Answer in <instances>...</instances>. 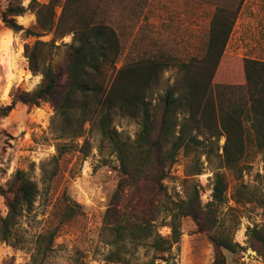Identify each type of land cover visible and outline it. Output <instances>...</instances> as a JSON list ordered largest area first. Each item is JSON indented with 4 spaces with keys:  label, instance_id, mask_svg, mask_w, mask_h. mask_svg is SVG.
<instances>
[{
    "label": "trees",
    "instance_id": "1",
    "mask_svg": "<svg viewBox=\"0 0 264 264\" xmlns=\"http://www.w3.org/2000/svg\"><path fill=\"white\" fill-rule=\"evenodd\" d=\"M190 1L203 5L205 29L200 38L189 32L183 52L160 41L153 30L152 0H30L26 7L9 0L0 9L7 28L35 38L24 44V55L29 70L40 75L33 89L11 93L10 103L0 106V118L18 103L51 105L50 130L57 142L50 159L54 168L48 174L42 166L46 179L57 175L59 159L82 136L85 122L99 134V152L114 154L118 162L121 178L103 216L102 241L109 245L103 259L108 264H134L131 256L141 248L150 254L145 264H171L184 217L191 218L210 242V264H226L224 251L244 248L233 238L239 218L231 212L229 222L220 217L227 188L220 170L228 169L238 179L244 162L255 154L264 161V60L244 56L242 83H215L245 0ZM27 10L35 21L24 27L17 16ZM48 34L49 40L40 39ZM66 35L71 42L56 43ZM170 68L176 70L174 81L164 84V72ZM161 86L162 93L152 102L149 92ZM114 116L138 122L134 139L117 131ZM180 152L191 157L185 179L201 173L200 154L215 163L211 199L204 204L197 183L189 180L177 199L163 183ZM38 191L22 169L0 186L7 207L0 216L1 242L18 245L15 227L31 211ZM256 203L263 222L247 227L246 237L248 247L264 259V199ZM56 205L58 221L35 237L31 264L44 263L59 227L80 214L79 204L69 196L63 195ZM159 218L170 229L166 236L158 232Z\"/></svg>",
    "mask_w": 264,
    "mask_h": 264
},
{
    "label": "rangeland",
    "instance_id": "2",
    "mask_svg": "<svg viewBox=\"0 0 264 264\" xmlns=\"http://www.w3.org/2000/svg\"><path fill=\"white\" fill-rule=\"evenodd\" d=\"M8 1L0 0V9ZM19 1L26 7L30 0L27 3L25 0ZM149 16L159 40L175 44L179 52L187 50L184 47L187 46L190 31L200 38L205 29L203 5L190 0H152ZM17 21L29 27L34 23L35 15L27 10L17 16ZM40 39L49 40L50 35L41 36ZM34 40V37L26 38L22 32H13L0 19V106L10 103L14 90L29 91L39 83L40 75L29 70L24 55V44ZM61 41L71 42V35L64 36L56 43ZM244 56L264 60V0H245L215 72L214 82L242 83L241 64ZM175 73L174 68L166 70L164 84H172ZM8 85L10 89L5 94ZM164 86L149 92L148 98L153 102ZM52 114L53 109L46 102L38 106L18 103L0 118V186H5L16 169H22L35 180L39 189L31 211L25 213L15 227L18 245L14 247L0 241V264H31L33 241L47 226L53 227L57 223L59 209L56 203L63 195L79 204L80 214L59 227L53 250L43 264H108L103 259L109 249V245L102 241L103 216L113 202V193L121 178L118 162L114 154L106 150L99 152V134L85 122L82 136L76 138L59 159L57 175L47 180L42 166L48 174L54 168L50 159L56 154L57 142L50 130ZM112 125L131 140L139 128L137 121L120 116H114ZM223 141L220 138L219 144ZM190 159L180 152L163 183L168 193L176 199L183 197L190 181L197 183L200 201L204 204L211 199L215 163H209L200 154L201 173L185 179ZM244 165L238 179L230 170H220L227 183L220 217L229 222L231 212L233 217L239 218L233 238L244 247L236 253L224 251L226 264H264V259L248 247L246 237L247 227L260 226L263 222L262 210L256 200L264 199V161L258 153L245 161ZM235 199L239 202L235 203ZM230 206L233 210L228 209ZM6 211L5 199L0 195V216L5 215ZM161 222L159 218L158 232L166 236L170 229ZM173 252L171 264H210L213 260L210 242L189 217L181 220V236ZM149 257L150 254L141 248L131 259L134 264H145ZM155 264L164 263L156 260Z\"/></svg>",
    "mask_w": 264,
    "mask_h": 264
},
{
    "label": "bare ground",
    "instance_id": "3",
    "mask_svg": "<svg viewBox=\"0 0 264 264\" xmlns=\"http://www.w3.org/2000/svg\"><path fill=\"white\" fill-rule=\"evenodd\" d=\"M9 89H10V87H9V85H8V86L5 88V94H8Z\"/></svg>",
    "mask_w": 264,
    "mask_h": 264
},
{
    "label": "clouds",
    "instance_id": "4",
    "mask_svg": "<svg viewBox=\"0 0 264 264\" xmlns=\"http://www.w3.org/2000/svg\"><path fill=\"white\" fill-rule=\"evenodd\" d=\"M25 3H27V0H25Z\"/></svg>",
    "mask_w": 264,
    "mask_h": 264
}]
</instances>
